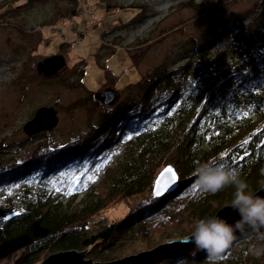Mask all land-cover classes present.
Returning <instances> with one entry per match:
<instances>
[{
	"label": "trees",
	"instance_id": "obj_1",
	"mask_svg": "<svg viewBox=\"0 0 264 264\" xmlns=\"http://www.w3.org/2000/svg\"><path fill=\"white\" fill-rule=\"evenodd\" d=\"M31 3L20 0L5 10L15 12ZM241 19L232 13L212 22L202 33L201 50L206 51L177 69L158 67L121 89H113L115 78L104 69L99 92L111 89L117 96L131 87L137 92L131 103L109 109L99 101V92L86 90L85 61L70 65L68 72L76 79L66 82L67 87L84 95L54 107L68 114L84 108L88 129L57 148L40 144L27 159L0 168V264H40L64 251L110 262L106 256L119 248L122 252L137 245L138 254L189 237L199 219L230 205L234 193L233 187L216 194L196 188L194 170L203 162L215 159L238 170L253 192L264 187V12L246 25ZM70 50V44H61L60 53ZM229 54L238 63L222 75L219 65ZM29 75L19 85L26 88L37 80ZM64 76L60 71L55 78ZM200 79L204 85L195 83ZM212 103L216 105L210 110ZM95 117L98 124L92 123ZM121 149L119 161L104 171L102 180L95 174L89 177L85 197L75 202L76 193L65 187L64 171L100 166L109 153ZM167 165L176 171L178 185L152 198L153 182ZM27 182L34 187L28 189ZM20 183L23 189L11 198L12 187ZM119 202V214L108 218L104 213L119 209ZM252 244L262 246L264 241L251 234L239 237L215 264H264V255L248 253ZM181 260L208 264L206 253L191 244L169 247L154 264Z\"/></svg>",
	"mask_w": 264,
	"mask_h": 264
},
{
	"label": "rangeland",
	"instance_id": "obj_2",
	"mask_svg": "<svg viewBox=\"0 0 264 264\" xmlns=\"http://www.w3.org/2000/svg\"><path fill=\"white\" fill-rule=\"evenodd\" d=\"M5 1L0 0V168L22 162L40 144L57 148L87 131V110L78 108L68 114L63 107H54L55 103L66 106L84 95L81 89H71L66 84L76 79L75 74L68 72L75 61H85L83 83L87 91H100L105 81L104 69L115 78L113 89H121L158 67L170 71L196 59L200 51H206L201 50L202 33L212 22L233 13L246 25L264 12V0H78L75 4L69 0H33L15 12L5 8L20 0ZM63 43L71 46L68 55L60 53ZM211 53L215 55L214 51ZM51 56L63 57L64 64L57 72L64 71L63 79L55 78L57 74L47 78L38 73V63ZM237 63L238 59L229 54L219 65V70H224L219 73H230ZM29 73L37 75V80L24 88L19 83L30 78ZM204 82L200 79L195 83ZM136 94L131 87L117 95L113 103L102 106L109 109L122 102L131 103ZM215 105L210 104V110ZM40 107L55 108L58 122L52 130L28 136L23 126ZM95 119L92 123L98 124ZM122 155L121 149L117 154L109 153L100 166L64 171L65 187L76 193L75 202L85 197V181L94 174L102 180L104 171ZM23 184L12 187L11 198L23 189ZM25 185L28 189L34 187L33 182ZM3 206L1 199L0 210ZM119 206L121 202L116 208ZM120 210H106L104 214L116 218ZM136 249L137 245L122 252L119 248L106 257L113 259L110 262L120 260L136 255Z\"/></svg>",
	"mask_w": 264,
	"mask_h": 264
},
{
	"label": "clouds",
	"instance_id": "obj_3",
	"mask_svg": "<svg viewBox=\"0 0 264 264\" xmlns=\"http://www.w3.org/2000/svg\"><path fill=\"white\" fill-rule=\"evenodd\" d=\"M194 176L195 187L205 193L216 194L227 187H233V198L229 206L237 212L239 219L231 224L218 215L199 219L191 238H184L182 243L194 244L197 251L206 253L208 264H215L239 237L251 234L264 241V197L250 189L238 170L214 159L199 164L194 170ZM248 253L259 258L264 255V245L252 244ZM178 264L188 262L181 260Z\"/></svg>",
	"mask_w": 264,
	"mask_h": 264
},
{
	"label": "water",
	"instance_id": "obj_4",
	"mask_svg": "<svg viewBox=\"0 0 264 264\" xmlns=\"http://www.w3.org/2000/svg\"><path fill=\"white\" fill-rule=\"evenodd\" d=\"M22 1V0H21ZM33 1V0H25ZM64 64V59L62 56H51L41 61L37 65L38 73L42 74L44 77H52L57 74V72L62 68ZM98 99L102 105L107 106L116 99V93L111 89L103 90L99 92ZM58 122L57 110L53 107H40L37 109L32 117L24 126L23 131L28 136L36 135L42 132H47L55 128ZM172 169L175 174V181L172 183L171 187L164 190L165 184L168 183L171 173L162 177L166 169ZM159 181V183H158ZM178 185V175L171 165L165 166L156 176L153 187L151 191L152 198H159L166 193L170 192ZM157 190H160L162 194L156 195ZM256 194L264 197V187L259 189ZM218 215L220 218L225 219L229 224L233 223L235 220L239 219L236 211L232 210L229 205L221 207L214 216ZM191 238V235L189 237ZM184 239V238H183ZM183 239H174L166 241L159 244L155 248L138 253L136 255L128 256L120 260L107 262V263H93L90 260H85V252L78 251H64L51 254L46 259H44L40 264H154L157 258L169 247L171 246H181L187 245L182 243ZM194 245L192 243H188Z\"/></svg>",
	"mask_w": 264,
	"mask_h": 264
},
{
	"label": "snow or ice",
	"instance_id": "obj_5",
	"mask_svg": "<svg viewBox=\"0 0 264 264\" xmlns=\"http://www.w3.org/2000/svg\"><path fill=\"white\" fill-rule=\"evenodd\" d=\"M169 173H171V176L169 177L168 183L165 184L164 190H167L168 188H170L172 183H174V181L176 179L175 174L172 172V169H170V168L165 170V173L162 174V177L169 174ZM158 183H159V181H158ZM160 194H162L161 191L157 190L156 195H160Z\"/></svg>",
	"mask_w": 264,
	"mask_h": 264
}]
</instances>
